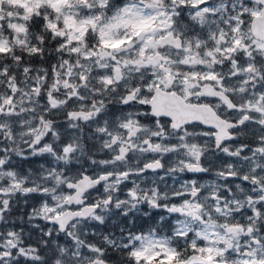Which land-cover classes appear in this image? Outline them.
Instances as JSON below:
<instances>
[{
	"label": "snow or ice",
	"instance_id": "1",
	"mask_svg": "<svg viewBox=\"0 0 264 264\" xmlns=\"http://www.w3.org/2000/svg\"><path fill=\"white\" fill-rule=\"evenodd\" d=\"M0 264H264V0H0Z\"/></svg>",
	"mask_w": 264,
	"mask_h": 264
}]
</instances>
